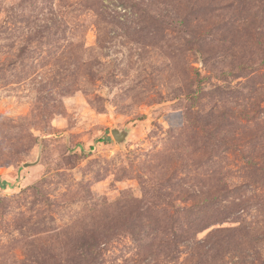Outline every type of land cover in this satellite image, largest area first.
<instances>
[{"label":"rangeland","instance_id":"374dc122","mask_svg":"<svg viewBox=\"0 0 264 264\" xmlns=\"http://www.w3.org/2000/svg\"><path fill=\"white\" fill-rule=\"evenodd\" d=\"M0 264H264V0H0Z\"/></svg>","mask_w":264,"mask_h":264},{"label":"water","instance_id":"95a60500","mask_svg":"<svg viewBox=\"0 0 264 264\" xmlns=\"http://www.w3.org/2000/svg\"><path fill=\"white\" fill-rule=\"evenodd\" d=\"M112 134L117 141H122L127 136L126 132L119 131L118 129H113Z\"/></svg>","mask_w":264,"mask_h":264}]
</instances>
